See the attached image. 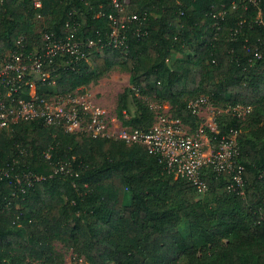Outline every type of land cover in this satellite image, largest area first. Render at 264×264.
Listing matches in <instances>:
<instances>
[{
  "label": "trees",
  "instance_id": "16d2710c",
  "mask_svg": "<svg viewBox=\"0 0 264 264\" xmlns=\"http://www.w3.org/2000/svg\"><path fill=\"white\" fill-rule=\"evenodd\" d=\"M35 1L0 0V59L34 51L44 32L58 37L70 22L73 39L93 44L84 47L86 59H55L56 90L120 64L139 111L124 118L123 93L124 126L152 125L146 99L167 101L191 130L201 119L189 101L200 94L214 105L250 106L242 120L217 114L212 134L238 130L244 190H228V176L209 168L208 189L199 192L139 144L18 121L0 130V264L51 263L55 239L87 264H264V0L261 23L244 0L220 18L210 11L231 0H131L127 12L146 34L129 23L123 46L109 43L107 20L97 15L113 11L110 0Z\"/></svg>",
  "mask_w": 264,
  "mask_h": 264
},
{
  "label": "built area",
  "instance_id": "2783aa9c",
  "mask_svg": "<svg viewBox=\"0 0 264 264\" xmlns=\"http://www.w3.org/2000/svg\"><path fill=\"white\" fill-rule=\"evenodd\" d=\"M130 1L110 0L113 11H101L97 14L106 18L109 27L108 40L113 46L124 45L129 23L135 25L134 33L137 36L146 34V31L141 30L138 15L127 12ZM244 1L256 8L255 21L261 23L259 1ZM34 5L40 7L41 3L36 0ZM235 7L236 1L231 0L228 6L214 8L210 14L214 18H220ZM212 25L219 27L218 21H214ZM75 33L76 27L66 22L65 32L58 37L52 32H44L41 44L34 51H14L0 59V130L7 129L18 121L39 119L45 125H58L67 132L139 144L148 153L157 156L167 172L173 173L176 178L191 181L199 192L208 189L206 172L210 168L217 174L228 176V190L243 193L244 167L235 158L238 153V130L230 128L227 135H221L217 139L212 135L218 132L215 116L195 130H184L183 122L171 116H161L148 129L121 125L115 128L114 119L109 121L104 116V110L83 98H76L70 92L62 94V98L50 97L43 87L54 81L55 74L51 67L55 59L67 53L74 56L75 62L86 59L84 47L93 44L92 40L84 44L81 39H73ZM16 43L19 44L20 39ZM201 105H209L203 94L189 101L193 113L197 114ZM249 111L250 106L236 104L222 105L217 113H231L242 120Z\"/></svg>",
  "mask_w": 264,
  "mask_h": 264
},
{
  "label": "rangeland",
  "instance_id": "374dc122",
  "mask_svg": "<svg viewBox=\"0 0 264 264\" xmlns=\"http://www.w3.org/2000/svg\"><path fill=\"white\" fill-rule=\"evenodd\" d=\"M57 78L58 77L56 76L53 82H51L49 85H46L49 86V89H51L52 91V93L49 91L47 93L50 97L62 98L61 96L64 93H60L56 90ZM129 86V72L126 69H123L120 64H118L115 65L111 70L106 72L104 75L98 78H94L86 84H80L73 90L67 92L76 95V98H83L88 103L90 102L98 106L100 109L104 110V116H106L109 121L110 119H114L116 125L114 126L115 128L120 127V125L123 127L131 128L130 126H124L122 124L117 111L121 95L123 93H127V108L123 110L124 118L128 119L139 114L136 100L131 96L128 90L130 88ZM208 103L209 105H201L198 107V113L196 115L201 119L200 125H205V122L209 121V119L212 120L211 117L213 116H215L216 118L217 114H219L217 113L218 110L222 109V104H217L215 108V105L213 103H211L210 101H208ZM146 104H148L149 109L153 115L152 125L156 123L157 119L161 116L175 117L173 109L167 101L146 99ZM190 128L191 127L188 124L183 123L184 130H191ZM204 196V193H199L195 197L202 198ZM52 246L53 262L43 263L41 261L33 260L29 264H87L86 260L83 259V257H77L76 254L71 251V249L64 246L59 240H53ZM106 264H109V261H107Z\"/></svg>",
  "mask_w": 264,
  "mask_h": 264
}]
</instances>
